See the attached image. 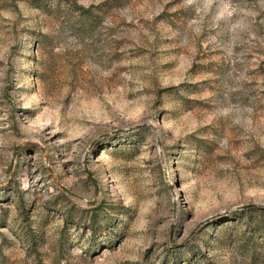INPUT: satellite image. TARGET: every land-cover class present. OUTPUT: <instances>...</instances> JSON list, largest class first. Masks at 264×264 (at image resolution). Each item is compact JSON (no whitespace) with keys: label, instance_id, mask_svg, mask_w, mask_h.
<instances>
[{"label":"rangeland","instance_id":"374dc122","mask_svg":"<svg viewBox=\"0 0 264 264\" xmlns=\"http://www.w3.org/2000/svg\"><path fill=\"white\" fill-rule=\"evenodd\" d=\"M0 264H264V0H0Z\"/></svg>","mask_w":264,"mask_h":264},{"label":"trees","instance_id":"16d2710c","mask_svg":"<svg viewBox=\"0 0 264 264\" xmlns=\"http://www.w3.org/2000/svg\"><path fill=\"white\" fill-rule=\"evenodd\" d=\"M128 136H123V137H120V139H123V140H121V141H124L125 140V138H127ZM103 149H106V146H103Z\"/></svg>","mask_w":264,"mask_h":264}]
</instances>
